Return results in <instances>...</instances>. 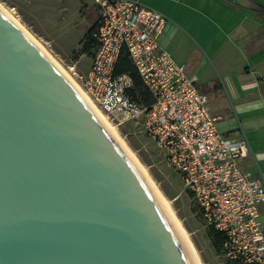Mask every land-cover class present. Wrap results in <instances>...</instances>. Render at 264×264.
Instances as JSON below:
<instances>
[{
    "label": "water",
    "instance_id": "1",
    "mask_svg": "<svg viewBox=\"0 0 264 264\" xmlns=\"http://www.w3.org/2000/svg\"><path fill=\"white\" fill-rule=\"evenodd\" d=\"M0 264H194L116 135L1 11Z\"/></svg>",
    "mask_w": 264,
    "mask_h": 264
},
{
    "label": "built area",
    "instance_id": "2",
    "mask_svg": "<svg viewBox=\"0 0 264 264\" xmlns=\"http://www.w3.org/2000/svg\"><path fill=\"white\" fill-rule=\"evenodd\" d=\"M94 1L98 47L89 70L79 75L83 93L116 125L140 123L180 174L206 225L222 232L228 258L264 264V180L241 167L250 151L247 137L220 132L196 78L160 45L167 21L162 12L142 0ZM123 52L152 102L136 94L131 75L115 72Z\"/></svg>",
    "mask_w": 264,
    "mask_h": 264
},
{
    "label": "crops",
    "instance_id": "3",
    "mask_svg": "<svg viewBox=\"0 0 264 264\" xmlns=\"http://www.w3.org/2000/svg\"><path fill=\"white\" fill-rule=\"evenodd\" d=\"M142 1L166 16L160 45L196 78L220 132L247 137L241 167L264 180V7L253 0ZM260 221L264 230V204Z\"/></svg>",
    "mask_w": 264,
    "mask_h": 264
},
{
    "label": "rangeland",
    "instance_id": "4",
    "mask_svg": "<svg viewBox=\"0 0 264 264\" xmlns=\"http://www.w3.org/2000/svg\"><path fill=\"white\" fill-rule=\"evenodd\" d=\"M0 3L80 86L79 75L88 71L94 57L93 48H88L86 43L88 30L100 13L95 1L0 0ZM107 121L114 125L120 138L143 164L150 179L167 199L201 264H228L224 251H217L208 236L209 227L180 174L168 166L164 153L145 134L140 123L133 120L116 125Z\"/></svg>",
    "mask_w": 264,
    "mask_h": 264
},
{
    "label": "bare ground",
    "instance_id": "5",
    "mask_svg": "<svg viewBox=\"0 0 264 264\" xmlns=\"http://www.w3.org/2000/svg\"><path fill=\"white\" fill-rule=\"evenodd\" d=\"M0 11L9 19V21L13 24V26H15V28L18 29V31L30 42L33 43L34 47H36L43 55H46L47 60L54 66V68L56 69H60V75L66 79L83 97L84 101L99 115L101 121L116 135L118 141L122 144L124 150L128 153L132 163L136 166L137 170L139 171V173L144 177L146 183L153 189L155 195L167 206L169 212L173 215L181 236L185 242L186 248L193 260L194 264H201L198 255L194 249V247L192 246L190 239L187 235V233L184 231L182 225L179 223V221L177 220V218L174 216V214L172 213L169 205H168V201L167 199L159 192V190L157 189V185L155 186V184L153 183V181L150 179L148 172L145 170V168L142 166L143 164L140 163V161L137 159V157L135 156V154L128 148V146L124 143V141L120 138V136L118 135V133L116 132L114 125L112 126L106 119V117L104 116V114L102 112H100L89 100L88 98L85 96V94L83 93L82 89L80 88V86L78 85V83L61 67L59 66L55 61H53V59L50 57V55L41 47V45H39V43L35 40V38L25 29L23 28L20 23H18L14 18H12V16L10 15L9 11L0 3ZM11 16V17H10Z\"/></svg>",
    "mask_w": 264,
    "mask_h": 264
},
{
    "label": "trees",
    "instance_id": "6",
    "mask_svg": "<svg viewBox=\"0 0 264 264\" xmlns=\"http://www.w3.org/2000/svg\"><path fill=\"white\" fill-rule=\"evenodd\" d=\"M95 31H96V22L88 30V41L86 43V46L88 48H90V47L93 48V54H95L97 47H98L97 40L94 36ZM115 72H117V73H124L125 72V73H128L129 75H131L135 81L136 94L138 96H140L147 103L152 102V98H151L149 92L143 86L142 80L139 77L134 65L132 64L131 58L129 57L127 52H123L120 55L119 60H118L116 67H115ZM208 227H209L208 236L212 239V243H213L214 247L216 248L217 251H219L221 249L223 250L224 236H223L222 232L216 230L213 226H208ZM228 264H243V263H239L238 261L231 260L230 258H228Z\"/></svg>",
    "mask_w": 264,
    "mask_h": 264
}]
</instances>
